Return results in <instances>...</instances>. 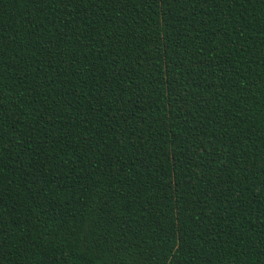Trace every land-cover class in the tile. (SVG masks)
<instances>
[{"label": "trees", "instance_id": "1", "mask_svg": "<svg viewBox=\"0 0 264 264\" xmlns=\"http://www.w3.org/2000/svg\"><path fill=\"white\" fill-rule=\"evenodd\" d=\"M0 264H264V0H0Z\"/></svg>", "mask_w": 264, "mask_h": 264}]
</instances>
